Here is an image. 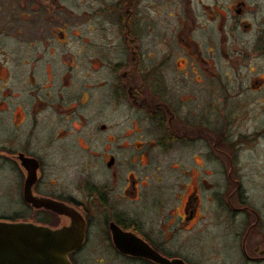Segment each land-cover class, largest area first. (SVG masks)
Returning <instances> with one entry per match:
<instances>
[{
    "label": "flooded vegetation",
    "instance_id": "1",
    "mask_svg": "<svg viewBox=\"0 0 264 264\" xmlns=\"http://www.w3.org/2000/svg\"><path fill=\"white\" fill-rule=\"evenodd\" d=\"M165 1L0 0V200L75 208L72 264H264V0Z\"/></svg>",
    "mask_w": 264,
    "mask_h": 264
},
{
    "label": "water",
    "instance_id": "2",
    "mask_svg": "<svg viewBox=\"0 0 264 264\" xmlns=\"http://www.w3.org/2000/svg\"><path fill=\"white\" fill-rule=\"evenodd\" d=\"M27 200L35 206H46L68 216L70 224L51 228L33 222L0 220V264H72L70 254L84 241L82 215L73 207L36 198L30 193ZM115 242L123 252L136 254L139 250L122 242L119 236H115ZM160 261L171 263L165 258Z\"/></svg>",
    "mask_w": 264,
    "mask_h": 264
},
{
    "label": "rangeland",
    "instance_id": "3",
    "mask_svg": "<svg viewBox=\"0 0 264 264\" xmlns=\"http://www.w3.org/2000/svg\"><path fill=\"white\" fill-rule=\"evenodd\" d=\"M160 1V2H158ZM71 7L79 12L80 5H78V0H71ZM170 6H167V2L165 0H156V3H153L150 8V16L152 18V31L154 34H157L159 29L161 30V21L165 19L167 13L169 12ZM78 15V14H76ZM153 19H155L153 21ZM152 32V33H153ZM158 36L155 35V38H151V47L159 48L160 45H157ZM156 59H153L155 61ZM0 213L7 216L8 219L20 220L22 216L24 218H31L32 212L20 207V203L15 199H1L0 200ZM95 232H93L94 235ZM105 257L107 261L104 264H132L128 260H125L121 257H114L109 250L105 247H92L87 246L80 253L76 254L75 260H77V264H97L96 259L99 257Z\"/></svg>",
    "mask_w": 264,
    "mask_h": 264
}]
</instances>
